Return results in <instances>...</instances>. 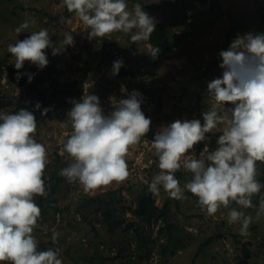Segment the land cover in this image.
I'll use <instances>...</instances> for the list:
<instances>
[{
    "label": "rangeland",
    "instance_id": "1",
    "mask_svg": "<svg viewBox=\"0 0 264 264\" xmlns=\"http://www.w3.org/2000/svg\"><path fill=\"white\" fill-rule=\"evenodd\" d=\"M21 3L25 5L22 10H19L16 7ZM127 3L130 11L135 3H141L144 10L155 18L156 23H163L171 34L172 54L170 52L166 56H156L152 72L148 61L145 62L142 58H148L147 55L153 46L146 41L132 43L130 40L132 33L116 32L104 38L89 40L87 33L83 30V24L74 14L51 23L48 21L49 16H46L40 25H36L34 19H30L27 15L29 13L32 15L27 10L28 7H41L39 4L44 5L51 14L56 15L65 8L62 0H11L9 2L0 0L1 57H5L14 64L12 56L5 54L3 45L7 41L16 43L21 35L25 38L32 31L47 29L50 38L54 37V48L46 49L48 65L39 69L31 62L24 63L36 67L34 75L38 74L47 78L50 73L49 68L53 66L62 72L61 80L82 82L79 100L85 94L97 95L105 115L113 110V99L128 98V94L136 90L141 94L142 111L151 119L149 133L142 139L141 144L130 149L126 157L130 172L128 179L120 184L113 182L110 186L85 193L79 182L70 183L64 178L59 191L53 196L56 198L53 205L62 210L69 205L80 206L82 195L108 198L112 190H120V196L115 203L117 208L120 206L134 208L136 197L142 192V187L145 184L149 185L160 171L157 167L158 158L154 155V150L150 148L156 132L176 119H194V113L198 111L197 105L201 106L199 109L204 112L209 110L214 101L208 97L207 84L221 77L223 73L220 67L222 62L219 56L220 51L227 50L238 34L257 33V29L264 28V0H127ZM26 21L29 23L31 32L26 33V29L25 33L17 34L15 31L17 26ZM66 33L72 34L73 45H63ZM132 46L133 51H126ZM54 50L56 54H53ZM118 59L123 61V67L117 75L112 76L110 73L113 62ZM127 70L134 73L132 78L129 77L130 74L123 75V72ZM6 82L7 78L5 84L0 82V90L5 100L11 103L6 105L11 109L16 103L15 98L18 96L19 89L15 86H7ZM40 86L44 89V97L51 100L48 95L50 87H46L44 83ZM62 94L65 95L64 89ZM63 95L60 93L58 97L63 99ZM38 102L41 105L39 110L35 107L36 103L27 104L26 109L35 115L42 112L43 101ZM9 109L0 108V113H13ZM41 117L43 121H37L34 138L47 150L46 165L53 163L54 153L57 152L61 161H66L67 167L72 162V158L67 153H61L63 143L71 132L69 118L60 121L56 113L52 111L51 115ZM197 118L203 123L202 115ZM207 135L210 137L208 147L211 150L210 142L214 134ZM144 141H147V145ZM204 146L205 143L198 155L194 147L190 155L193 158H203ZM183 169L182 166L180 170ZM187 173L175 174L180 180L181 187L191 179V173L188 171ZM262 174V164L257 163L258 180ZM166 197L167 194L161 187L159 195H154L155 204L161 206ZM261 198H264V188L260 196L256 195L252 198V208L241 209L239 205L232 203L227 209L221 207L211 217L198 206L197 197L188 191H185V198L182 200L169 198L167 222L173 224L174 228H171L170 232L174 241L170 243L165 253H161L169 232L164 227V223L158 221L152 232L155 245L150 263L236 264L237 257L241 256V246L248 242L251 252L250 263L264 264V216L258 221L255 219ZM233 207L253 217L247 236L240 235V223L229 225L227 222V214ZM93 209L94 207L91 206L86 208L91 212L90 219H93V224L99 230V238H105L108 235L105 232V225L102 223L100 214ZM118 215L115 213L114 217ZM126 217V223L123 222V226L127 225V221L137 225L143 224L140 218H131L129 213H126ZM71 225L76 228L72 229ZM53 232L59 234L55 243L52 241ZM96 233L95 229L91 230V227L82 221L79 214L53 210L41 214L33 232L39 242L38 249L57 250L62 264H92L88 258L93 255H95L94 263L138 264L139 260L134 256L108 259L107 257L112 256L114 252L106 247L96 249V244H99ZM132 234L130 232V235ZM215 234H218V238H214L210 244L200 248L201 244ZM121 241L123 240L117 239L114 244H119ZM170 248H174V255L170 254ZM131 250H135L134 243H131ZM125 252L128 253V251ZM101 257H104L105 261Z\"/></svg>",
    "mask_w": 264,
    "mask_h": 264
},
{
    "label": "clouds",
    "instance_id": "2",
    "mask_svg": "<svg viewBox=\"0 0 264 264\" xmlns=\"http://www.w3.org/2000/svg\"><path fill=\"white\" fill-rule=\"evenodd\" d=\"M62 4L83 24L89 40L122 32L132 33L130 40L137 43L149 40L156 27L155 18L140 3L131 11L127 0H62ZM28 27L26 21L15 31L20 34ZM73 44L72 34L66 33L63 45ZM50 47L54 48L53 41L42 28L9 44L7 52L17 70L26 61L43 69L49 63L46 49ZM150 53L155 58L159 49L152 47ZM219 56L223 73L207 84L214 104L202 113L203 123L200 119H176L161 127L150 144L160 171L149 184V192L159 195L162 187L169 198L182 200L188 191L210 217L232 203L241 209L252 208V198L264 188L257 179V162H264V32L238 34ZM121 67L122 60L114 61L110 74L117 75ZM32 78L29 74V82ZM80 94L67 113L71 132L61 153H67L72 162L59 175L70 183L79 182L85 193H91L128 179L126 157L149 133L151 119L142 111L141 94L136 90L128 98L113 99V110L107 115L97 95L85 94L79 100ZM35 107L39 110L40 103ZM47 111L45 108L41 114ZM36 130L32 111L21 108L0 113V264H62L58 251L39 250L33 235L41 217L35 197L47 195L43 179L47 150L34 138ZM217 132L216 147L210 150L207 134ZM202 142L204 157L193 158L191 151ZM182 166L191 173L183 187L175 176ZM262 216L264 198L255 219ZM227 222L240 223V235L247 236L253 217L233 207ZM58 235L53 232V243Z\"/></svg>",
    "mask_w": 264,
    "mask_h": 264
},
{
    "label": "trees",
    "instance_id": "3",
    "mask_svg": "<svg viewBox=\"0 0 264 264\" xmlns=\"http://www.w3.org/2000/svg\"><path fill=\"white\" fill-rule=\"evenodd\" d=\"M7 2L11 0H5ZM141 4V3H140ZM25 3L19 4L16 8L19 10H22ZM41 7L35 6V7H28L27 9L29 12L32 13V15L29 13L27 14L30 19H34V23L37 25H40L43 23V18L46 16H49V22L53 21H59L62 19H65L72 15L71 13H68L67 10L64 8L62 11L57 13L56 15L51 14L50 10H47L46 7L42 4H39ZM26 10V9H25ZM5 12V10H3ZM33 17V18H32ZM21 25V23H20ZM19 27V26H17ZM30 27V26H29ZM27 28V32H31V30ZM33 29L35 27H32ZM26 31V30H25ZM22 32V33H25ZM34 32V31H32ZM257 33L264 32V28H259L256 31ZM24 39L23 35L20 36L19 40ZM52 41H54V37L51 38ZM149 44H151L153 47H156L159 49V53L157 56H166L168 55L173 49H172V42H171V34L169 33L168 29L165 27V25L161 22L156 23V27L154 32L151 34L149 40H147ZM9 44H15L13 42H6L4 46L5 54L12 56L11 53L7 52V47ZM134 47L127 48L126 51H133ZM172 54V52H171ZM148 58L145 59V57L142 58L143 61H148V65L152 67L155 64V58L151 56V53L147 55ZM50 73L47 78L41 77L38 74L34 75V72L36 70V67L34 66H28L27 64H24L23 67L19 70L15 69L14 64L11 61H8L5 59V57L0 56V77L5 72L7 82L6 85L10 86H17L20 88V91L18 93V96L15 98V104L13 108L9 109L7 104H11L8 100H5V96H3V92L0 90V108H7L10 111L12 110L13 113L19 111L21 108L26 109L27 104L34 105L38 101H43L42 104V110L47 108L48 111L45 115H42V112L36 113L35 117L38 122H42L43 118L41 116L51 115V111L56 113L57 119H60V121H65L68 119L67 113L70 111L72 107V101L77 100L79 93L82 90V82L77 81H71L69 80H61V74L62 72L56 70L53 66H51ZM58 71V72H57ZM20 73L19 78L17 76V73ZM49 72V71H48ZM31 74L33 76L31 82L28 80V75ZM129 75L130 78L133 77L134 73L130 70L124 71L123 75ZM46 84V87H50V93L48 94L51 97V100L46 99L44 97L43 91L44 89L40 86L42 84ZM61 88V89H60ZM64 89L65 95L62 94ZM151 90L149 89V92ZM61 93V95L64 96L63 99H60L58 95ZM38 100V101H37ZM198 111L194 113V119L197 117H200L203 110L199 109L201 106L197 105ZM198 119V118H197ZM219 132L214 134L212 136V140L210 142V148L211 150H214L216 147V139L218 138ZM203 143H200L195 146V152L196 155L201 151L203 147ZM66 161L62 162L60 159V156L57 152L54 153V161L50 165H46L45 172H44V181H45V188H46V196H37L35 197L36 203L41 208V214H46L48 210H53L56 212L60 211H67L68 214H74V215H80V218L82 221H85L88 226L92 229L96 230V238H99L100 233L97 227L93 224V219H90L91 212L87 211L86 208L88 206L94 207L93 211L96 213H99L101 216L102 223L105 225L106 233L108 234L105 238H99V244H96V249L99 247L108 248L110 251L114 252L112 256L107 257L111 260L113 259H124L126 257L130 258L131 256H134L139 260L138 264H151L150 263V257L153 252V248L155 245V239L152 237V232L154 229V226L158 223V221L164 223V227L169 232V236H167L166 242L163 244V247L161 249V253H165L169 249V245L171 242H173L174 238L171 236V228L173 227L172 223L167 222L168 218V209H169V197L164 198L165 200L161 204V206H158L154 202V194L149 192V185L145 184L142 187V192L136 197V205L134 208L132 206H120L116 207L115 203L117 202V197L120 196V190H112L110 191V194L108 198H102L100 196H87L82 195L80 198L81 205L80 206H73L69 205L62 209L55 207L53 203L56 201V198H53L54 195H56L57 191H59V186L63 182L64 177L59 175L60 170L66 167ZM259 164H262L263 168V174L259 178V181L261 184H264V162H257ZM176 173L178 175H182V173H187L185 169L182 171L179 169ZM179 180V178H177ZM180 181V180H179ZM263 189V188H262ZM261 189V190H262ZM261 193V192H260ZM260 193L258 196H260ZM115 213H118L119 215L115 218ZM126 213H129L131 218L138 217L143 222L142 225H137V223L128 222L127 225L123 226V222L126 223ZM96 218V217H95ZM127 218V217H126ZM97 219V218H96ZM131 221V220H130ZM70 222V221H69ZM72 229L76 228L74 225L70 226ZM130 232L133 234L130 235ZM35 235V234H33ZM214 238H218V234L212 235L209 237L204 244L200 245V248L203 246L210 244ZM120 239L123 240L119 244H114L115 240ZM131 243H134L135 250H131ZM249 244L246 242L241 246V256L237 257L236 264H251L250 263V257L251 252L249 250ZM125 251H128L125 252ZM171 255H174L175 250L174 248H170L169 250ZM96 252H94L95 254ZM94 257L90 256L88 258L89 261L92 262V264H100V263H94ZM102 258V257H101ZM103 261H105V258H102Z\"/></svg>",
    "mask_w": 264,
    "mask_h": 264
},
{
    "label": "built area",
    "instance_id": "4",
    "mask_svg": "<svg viewBox=\"0 0 264 264\" xmlns=\"http://www.w3.org/2000/svg\"><path fill=\"white\" fill-rule=\"evenodd\" d=\"M5 79H6V73L4 72L3 74H2V76L0 77V82L3 84H5Z\"/></svg>",
    "mask_w": 264,
    "mask_h": 264
},
{
    "label": "crops",
    "instance_id": "5",
    "mask_svg": "<svg viewBox=\"0 0 264 264\" xmlns=\"http://www.w3.org/2000/svg\"><path fill=\"white\" fill-rule=\"evenodd\" d=\"M13 32V31H12Z\"/></svg>",
    "mask_w": 264,
    "mask_h": 264
}]
</instances>
